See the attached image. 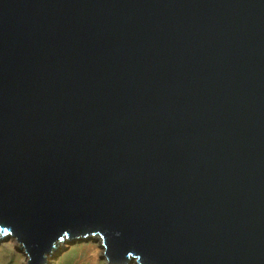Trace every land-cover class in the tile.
<instances>
[{"label": "water", "instance_id": "obj_1", "mask_svg": "<svg viewBox=\"0 0 264 264\" xmlns=\"http://www.w3.org/2000/svg\"><path fill=\"white\" fill-rule=\"evenodd\" d=\"M89 235L264 264V0H0V239Z\"/></svg>", "mask_w": 264, "mask_h": 264}, {"label": "bare ground", "instance_id": "obj_2", "mask_svg": "<svg viewBox=\"0 0 264 264\" xmlns=\"http://www.w3.org/2000/svg\"><path fill=\"white\" fill-rule=\"evenodd\" d=\"M6 239H7L6 236H3L2 239H0V251H2L5 248H10V249L15 251L17 258L21 262L26 263L28 261H31L30 255L28 256L29 257L28 258L23 253V249H26V251H27L26 246L25 247L23 246V248H21V250H20V247H22V245L20 246L19 244H15V243H12L9 241L7 242ZM8 239L10 240V237ZM61 240L62 239H58L56 242V245H53V247L50 250V253L47 254L45 259H44V264H45V262L49 263L51 259L58 257L61 253H62L61 255H63V253H65L66 249H69L68 252L73 250L75 248V247L73 248V246L77 243L81 244V245H78V247L80 249L79 252L80 253L83 252L81 254L83 256L81 260L84 264H99L101 261H103L105 264L107 261L106 256L105 257L103 256L105 249L103 246H101V239L98 238L97 236L89 235L87 240H82V239L81 240L79 239L78 241H76V240L70 241V240H66V239H64L62 241ZM108 251L109 252L107 253V255L108 256L111 255V257L109 256V258L111 260L110 263L113 264V253H112L110 248L108 249ZM110 263H108V264H110Z\"/></svg>", "mask_w": 264, "mask_h": 264}, {"label": "rangeland", "instance_id": "obj_3", "mask_svg": "<svg viewBox=\"0 0 264 264\" xmlns=\"http://www.w3.org/2000/svg\"><path fill=\"white\" fill-rule=\"evenodd\" d=\"M64 239H66V238H64ZM64 239H62V240H64ZM6 240H7V242L9 241V242H12L15 244H19L20 246L22 245V244H20L19 240L15 239V237H10V240L8 238ZM66 240H69V239H66ZM70 241H73V240H70ZM76 241H78V240H76ZM78 245H81V244H78V243L75 244L73 246V248L75 247L73 250L68 252L69 249H66V251H65V253H63V255H61L62 254L61 253L58 257L51 259L49 263L45 262V264H84L81 260L83 257L81 254L83 252L82 253L79 252L80 249H79ZM21 248H23V246L20 247V250H21ZM23 253L25 256H27V257L29 256L27 254L26 249H23ZM103 256L105 257V255H103ZM28 263H29V261L26 263L21 262L17 258L15 251L10 249V248H5L2 251H0V264H28ZM99 264H104V262L101 261ZM105 264H108V262L106 261ZM131 264H135V263H131Z\"/></svg>", "mask_w": 264, "mask_h": 264}]
</instances>
